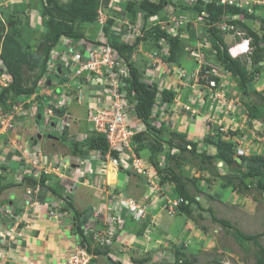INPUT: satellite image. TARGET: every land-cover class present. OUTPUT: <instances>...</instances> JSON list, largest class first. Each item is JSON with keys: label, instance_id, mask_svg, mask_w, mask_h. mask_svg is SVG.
Instances as JSON below:
<instances>
[{"label": "built area", "instance_id": "2783aa9c", "mask_svg": "<svg viewBox=\"0 0 264 264\" xmlns=\"http://www.w3.org/2000/svg\"><path fill=\"white\" fill-rule=\"evenodd\" d=\"M144 0H98L99 8L97 12L96 22L87 25V27H97L96 33L85 34V38L79 42H74L67 37H62L59 44L56 45L50 54L47 61V74L38 83L37 89L33 94V103L31 105L32 113L35 116L38 123L37 116H42L46 125L45 130L47 133L51 132L63 134L66 131H70L76 120V116L71 111V104L67 102L68 96H71L77 103L83 104L84 94L81 91V85H102L101 91L96 95H91L88 98L87 110L85 119L88 124L91 125L90 132H96L104 135L110 146V151H120L119 157L111 158L110 153L108 158L117 167L123 166L128 171L135 172L139 175L147 176L149 182V193L154 192L153 198L149 203H141L133 199H119L112 206L113 216L112 219L101 220L106 216L107 210L101 204L96 207H90L87 209L83 216L86 219V223L83 225V231L86 236L91 235L93 241V247H111L116 240L119 239L118 230L119 224L123 220V213H127L134 217L136 220L140 218L145 219L150 210L154 211L158 204L163 203V210H166L169 215L176 214L177 206L183 202V199L172 201L168 196H164L159 185V179L150 176V154L145 155L144 152L138 153L133 150V143L135 137L145 131V125L137 118L135 107L136 101L134 99L135 93H132L129 80L131 79V70L129 63L121 56L116 47L112 45L116 31L117 38H120L126 44L132 45L137 39L144 37V32L153 26H156V16H151L146 19L143 13L139 14V18L136 22H132L127 12V16H123V20L120 18H113L115 22L120 25L111 26L110 34H106L105 28L108 25V21L112 18L109 13L112 11L127 10L128 4L131 2L140 3ZM151 4H159L160 0H147ZM180 1V0H178ZM183 4L195 7L201 4L205 10L197 15L193 21L195 25H202L203 27L208 25L209 13L206 8L209 5H215L220 7H235L247 12H251L253 9L261 8L264 6V0H181ZM173 11L179 10L178 7L173 6ZM189 14L191 12H188ZM193 15V14H192ZM173 16V17H172ZM194 16V15H193ZM208 19V21H206ZM242 21V15H227L224 14L218 22L210 25L209 27H216L223 32L225 37H229L230 41H227L230 53L233 57L238 58L242 55L243 58H247L253 53L254 47L251 45V38L247 36V32L234 22ZM190 21L189 17H179L177 15H168L166 21L158 22L162 25V29L166 30L169 34L179 35V26L186 25ZM96 25V26H93ZM146 29V30H145ZM119 39V40H120ZM163 42V41H162ZM121 43V41H120ZM165 43V42H163ZM166 45L162 49L156 48L152 51L146 52L148 58L152 60L145 75L151 77L150 84L159 83L162 88L169 85H163L161 79H158L157 70L160 65L161 55L166 54ZM201 47V46H199ZM193 54L198 59V68L195 71H190L189 74L185 70L178 71L179 85L184 86L183 80L189 78L192 84L188 85L192 89L191 100L199 96L202 88L208 89L210 94H215L221 101L219 104V111L216 116L210 117L204 116V123L209 128V124H218L222 127L221 130L226 133L227 122L229 120L234 121L237 115L249 114L245 105L240 98H232L221 95L219 93L220 87L215 79H210L208 85L202 84V76L200 74L201 67L204 62L205 52L198 47ZM139 52H143L142 42L137 46ZM240 53V54H239ZM137 51L132 54V59L137 60ZM208 66V65H207ZM210 70L206 71L207 79L212 74L217 76L216 71H221L222 68H217L209 65ZM61 68V73L58 69ZM172 68L168 72L170 74ZM176 76V73H174ZM50 77H63L62 84L58 85L63 88L62 92L64 96L56 93L58 86L48 85ZM184 77V79H183ZM7 79H10L9 77ZM174 80V78H172ZM142 81L145 82L144 78ZM175 81V80H174ZM181 81V83H180ZM79 82L80 85L76 89L72 86V83ZM7 86L4 83L3 86ZM203 86V87H202ZM225 98V99H224ZM218 102V103H220ZM191 103H185L180 99H175L174 103L169 108H161V117L157 116L159 108L155 107V115L152 117L153 126H162L164 122L170 121L176 113H179L181 109L186 112H193V116L196 112ZM42 108V111H40ZM22 107L13 108L9 116H2L0 120V132L5 133L14 130L16 127L15 114L17 112H24ZM243 116V115H241ZM219 120V121H218ZM53 126V127H52ZM39 128V127H38ZM39 133V129H38ZM77 142L83 143L88 137V132H80L77 134ZM191 149V146H189ZM20 150V149H19ZM85 157L80 161L75 168L72 167L71 158L64 155L52 156L48 154L40 145L31 146L25 153L21 148L20 152L22 162L24 163V169L17 175L16 183L25 184L27 181H34L33 187L26 189V203L25 207L19 210L18 215L13 219L6 218L8 214L14 215L9 208L2 207L0 209V221L11 220L12 229L18 228L22 221L21 216L25 212H34L33 209L38 207L44 200L43 194L47 191L48 187L42 186L40 181L44 176L54 175L60 179L67 178L70 184L67 188L68 196H70L74 190H79L83 186H90L95 190L96 194H100L102 190L99 188L101 184H104L99 175L103 174V170L95 168L88 163H92L89 159V149L85 148ZM125 151H128L130 156H126ZM178 149H173L172 153H178ZM25 153V154H24ZM101 156L100 151H96ZM125 154V156H124ZM246 151H241L240 155H246ZM107 158V159H108ZM104 164L105 162L101 160ZM165 161V159H164ZM3 174L2 168H0V176ZM97 183V184H96ZM73 195V194H72ZM43 200H42V199ZM65 207L66 202L60 200ZM138 202V203H137ZM25 211L22 213V211ZM58 210L61 212L60 205ZM62 213V212H61ZM64 213V211H63ZM65 214V213H64ZM50 217L59 219L58 212L55 207H52ZM27 223V221H26ZM14 233H8L10 238ZM6 237V235L4 236ZM78 241V239H77ZM95 249V248H93ZM97 256L88 252L87 249L81 247L78 242V246L75 248L74 254L68 256L64 260L57 264H92L93 259Z\"/></svg>", "mask_w": 264, "mask_h": 264}, {"label": "trees", "instance_id": "16d2710c", "mask_svg": "<svg viewBox=\"0 0 264 264\" xmlns=\"http://www.w3.org/2000/svg\"><path fill=\"white\" fill-rule=\"evenodd\" d=\"M42 1L43 5L45 6V10H41L45 29V39L42 44L39 45L38 49L34 48L35 51H33L32 49L33 53L30 54L29 51L26 52L22 48V32H20L19 27L16 26L20 23L19 20L9 22L10 26L12 27L11 29L13 33L0 37L4 40V42H6V45H9V43H11L14 47L12 57L11 54L7 51L8 47L5 49L4 47H0L1 64L5 66L6 71L13 78L12 83H10L9 87L4 88L5 90L1 96V102L5 110L11 107V104H8L6 100L9 94H12L16 97L29 96L36 91L38 85L37 84L28 88H24L25 85L23 83V77L25 73L24 71L22 72L19 69L13 68L11 64L12 58H17L18 60H20L19 62L26 66H29L32 70H39V83V81L47 74V61L50 57L51 51L56 45L59 44L61 38L67 37L77 43L85 38L82 27H86V25H90L96 22L97 12L99 8L98 0ZM167 2L179 8V10H177L179 11L178 15H184L181 17H189L190 19V21L186 25L179 26L180 31H189L192 29V27H195L196 25L192 20H194L197 15H200L201 12L205 10V8L201 4L195 7H190L183 4L181 0L178 2H175L173 0H160L159 4H151L149 1L144 0L141 3H129L127 11L129 15L134 14V16L136 17L138 14V10H140L139 12L143 13L146 19H148L153 15L161 14L162 12H164ZM23 5V9L21 8V10L17 11L21 14L25 13L27 15L26 11L28 8L26 4ZM206 11L210 16L208 18V25L205 26L204 29L206 31V35L212 40V44L210 49H206V46H202V51L206 54L208 53L207 55H209V53L214 55V61H216V63L220 65L222 71L226 74H230L237 81L238 90L242 92V96L250 97V85L252 84L255 77L260 74L261 69L259 67L261 65H264V25H262L258 30L254 29L248 21L251 20L252 22H254L257 20V18H255L254 15H251L249 12L235 7H218L215 5H209L206 8ZM188 12L191 13L189 14ZM224 14L242 15V21L240 20L234 23L247 32V36L251 38V45L254 47L253 53L245 59H241V57H233L230 53V48L225 39V36L223 35V32L218 30V28L216 27H209L210 25L215 24L216 22L221 20ZM137 19H135V21L132 19L131 20L132 22H136ZM208 19L206 21H208ZM114 23V20L108 21V25L105 28L106 34H110L111 26ZM160 28L161 25L158 26V28L154 26L152 27V29H145L147 33L146 36L137 39L136 42L132 45L126 44L120 38H114V40H112V45L116 47L118 53L123 56L129 63V68L131 70V79L129 80V83L131 85L130 88L132 93H135L134 99L136 101V116L142 122V124L146 126L145 131L139 133L136 136L137 138L141 137L144 143H140V147H137L135 149V152L140 155V153L144 152L145 150H149L151 155V163H153L155 166L160 162L159 156H165L163 170L158 171L159 185L161 187L163 195L168 196L172 201L180 200V198L183 199V202H181L176 208V214H168L169 216H180L181 214H183L187 217V219H189L190 217H192L193 211L196 207L202 211H208L212 215L213 220L219 223L221 226L226 227L238 242H253L254 246L257 249L256 264H264V246L260 242V239L264 236V231L257 234H247L229 220L220 219L218 216H216L215 211L212 207L205 209L201 200L197 199V195L191 193V191L189 190V184L197 183L196 185H194V187L196 186V188L200 192H202V185H198L199 180L197 181V179L199 178L194 179L189 176L187 177L183 169L186 160V154L191 155L194 160L199 159L200 162L198 163V168L203 171L211 168L213 161L219 164L222 163V166H219L220 168L228 167L230 171H232V174H235L234 176L228 178V184L223 186V188L235 183L234 177H237L238 175V184H240L242 188L249 190L250 187H254L260 192L264 193V155H254L251 157L241 156V163L236 165L237 161L235 158L234 145L232 142L224 139V134L220 132L219 129L217 131V139L211 137L210 135H207V137L202 141H199L201 139L192 141L188 139V130H180L179 126L171 128L169 122L167 121L164 122L160 127L153 126L152 117L153 115H155V107L159 108L157 116H160L161 108H169L174 103L175 99L179 96V93H176L171 86L169 88H162L158 83H144L142 81V78L144 77L145 70L143 72L142 68L143 66L144 68L147 67L151 61L147 59V57H145L143 52H140L142 57L140 60L141 64H139L140 62H137V60H133L131 58L132 54L141 41H148V38H151L154 42L159 43V41L164 40L167 43L168 51L166 52V54L161 55V58L167 65L175 66L172 70L173 72H175L176 67L185 70L184 67H182L183 62L179 61V58L181 57V54H183L182 48L184 47V45H187V42L182 39L181 36H174ZM193 55L194 54L191 52V56ZM191 61L198 64V59L195 56L192 57ZM197 68L198 66L194 68L191 67V69H189V71H187L186 73L189 74L190 71H195ZM210 69L211 68L209 66L202 65L200 72L202 76V84H204L205 86L208 85L210 79H215V81L220 84L219 76H212L211 74L207 79L206 71ZM50 79L52 78L50 77ZM181 87L182 86H179L180 90ZM159 94L161 95V101L160 103H157V97ZM260 96L262 99H264V94ZM191 104L193 103L191 102ZM246 104L244 105L249 111L250 119L261 120L264 123V117L260 115L258 109L254 105L250 106L251 104L247 107ZM194 107L196 106L194 105ZM183 112L186 113V115L190 114L185 110ZM184 113L179 112L175 115L183 116ZM182 119H184V117H182ZM67 135L68 131L64 132L61 137H63V139L65 140ZM166 145L169 147V149L166 148ZM189 146H191V149H189ZM208 146H212L213 148H215V153H210L208 151ZM85 148L93 152L100 151L103 155H106L110 151L109 144L105 136L93 131L88 132V137L83 143H72L71 151L74 156L83 158L85 157ZM172 149H178L179 152L173 155L171 154ZM111 154L115 158H118L119 156L118 151H111ZM245 164L246 169H243L242 166ZM130 175L139 177L137 173H131ZM1 180L2 178L0 177V181ZM32 183L33 185L35 184L34 181H32ZM40 183L42 186H47L48 189L57 194L59 198H61V200L66 202L64 209L71 212V215L76 222V227L74 228V230L79 245L87 249L89 253L94 254L97 257L109 256V250L112 249V246L93 247V241L90 237L91 235L86 236L83 231V225L86 223L83 212L87 208L96 207L98 205L91 206L90 204L86 203V205L83 207L81 205L77 206V201L74 199L75 197L73 198L67 196L68 194L66 192V187L61 184L60 178L54 175L42 177ZM92 195H95L94 191H92ZM164 211L167 212L166 210ZM152 213L157 214L155 211H153ZM152 216V214L148 215L144 219L143 226L138 228L137 230L138 236H148L147 234H149L150 231L148 228H146L145 225L149 221L151 222ZM122 217L126 221L125 228H130V223L135 218L130 216L126 212L123 213ZM153 225L155 224H152V226ZM185 227H187L186 224ZM185 244L183 246L187 247V243ZM175 252L176 254L173 259L176 261V264H191L187 259H184L182 262L180 261L179 256L182 255L180 249L177 248ZM145 253H148V249H145L143 253H140L142 257H137L136 259L134 258L133 262H135V264H148L149 259L147 258L149 257V255H145ZM109 260L113 261L112 259Z\"/></svg>", "mask_w": 264, "mask_h": 264}, {"label": "rangeland", "instance_id": "374dc122", "mask_svg": "<svg viewBox=\"0 0 264 264\" xmlns=\"http://www.w3.org/2000/svg\"><path fill=\"white\" fill-rule=\"evenodd\" d=\"M1 1V0H0ZM9 1V0H7ZM24 0H16V3H22ZM27 1V7L30 9L33 5V8L41 10H45V6L43 5L42 0H26ZM175 2H178V0H173ZM169 4V2H167ZM21 9V8H20ZM166 13L167 16H157V19L155 22H162L165 19H168V15H177L179 17L184 15H178L179 11H173V7L170 5H166ZM9 10H14V8H5L3 13H1L3 20L0 18V37L3 35H8L13 33L12 27L10 26V21H17L19 20V24L16 26L19 27L21 34L23 46L22 48L27 52L29 51L30 54H32L34 48L39 47V45L42 44V42L45 39L44 30L41 32L39 28L35 30L31 27L30 21L28 16L23 13H19L18 11L15 12H7ZM135 17L134 14H130V17L132 20L135 21V19L139 18V12ZM28 12V11H27ZM137 13V12H136ZM251 15H254L255 18H257L256 21L252 22L251 20L248 21L251 26H253L254 29L258 30L263 24L264 20V6L261 8L253 9L251 12H249ZM35 12L32 11V15H34ZM109 16H111L112 20L113 18H120L123 20V16H127V10L122 11H112L109 13ZM173 17V16H172ZM32 18V16H31ZM36 19V17H35ZM37 22H40L41 26L43 25V18L37 19ZM131 20V21H132ZM96 26V25H93ZM156 27V26H155ZM97 27H82L83 33L90 34L97 32ZM199 25L196 27H192L190 32H187L186 36L184 35V40L187 42V45H184L182 48L183 54H181V57L179 58V61H182V67L186 70L185 72L189 71L191 67H197V63H193L191 61V50L192 47H198V46H206V49L211 48L212 40L206 35V31ZM147 34V33H146ZM145 34V36H146ZM115 37L117 38V31L115 34ZM227 41H230L229 37H225ZM152 45V42H146L144 43V51L150 50V44ZM34 45V46H33ZM0 47L7 48V51L11 54L14 52V47L11 43L9 45H6V42H4L3 39L0 38ZM6 51V50H5ZM138 56L137 61L140 62L141 60V53L138 49H136ZM208 54V53H207ZM205 53L204 56V62L203 65H211L217 68H220V65L214 61L215 56L210 54L207 55ZM240 54V53H239ZM208 56V59H207ZM241 59L243 58L242 55L240 56ZM245 59V58H244ZM17 58L11 59V64L14 69H19L20 71H24V77H23V83L26 85H37L38 79H39V70L37 69H31L29 66H26L19 62ZM195 61V60H194ZM141 63V62H140ZM165 67V66H164ZM250 67V66H249ZM29 68V69H27ZM178 68V67H177ZM260 74H258L255 79L253 80L252 84L250 85V97H243L242 92L238 90V83L237 81L230 75L224 73L222 70H217V76H219L220 84L219 87V93L221 95H225L227 97L232 98H240L243 104H246L252 106L254 105L261 116L264 117V99L261 98L260 95L264 94V65H261L259 67ZM30 70V71H29ZM176 72V71H175ZM175 72H170V75L173 76ZM177 80H180L178 77V74L176 73ZM173 78V77H172ZM151 77L148 75H145L146 84L150 83ZM63 77L56 78L53 77V81L55 83L54 86H58L62 84ZM184 86L181 87V90H178L179 96L176 99H182L185 101V103H193L196 107L192 108L196 111L194 112L195 115L193 116V112H189L190 114H187V118H185L186 113H184V109L180 110V113H184L183 117L185 118V121L191 122L192 121V131L193 127H195V124L201 128V120L198 118H203L199 116L198 114L204 113L209 115L210 117L216 116L218 113L220 107L219 104H221V100L215 96V94H210V92L206 88H202L199 96L195 98L193 101L191 100V94L192 89L188 86L192 84L191 80L189 78H185L183 80ZM181 83V81H180ZM79 82L72 83V86L74 89L79 86ZM173 86V85H172ZM179 87V84H178ZM57 92L64 96V93L62 92L63 88L58 86L55 87ZM102 89V85H81V91L84 94L85 101L83 106V110L78 107V104L75 100L72 99L71 96H68L67 102H70L71 106L73 107V111L81 117L82 124L84 127L81 129V127L78 126V128H74V132L80 133L81 131H85L84 129H87L88 131L91 130V125L86 122L85 119V108L87 104V100L91 95L98 94ZM174 89H176L174 87ZM193 96V95H192ZM225 99V98H224ZM91 101L92 99L89 98ZM23 101V100H22ZM220 102V103H218ZM18 107H24L28 108L29 104L24 102L21 103H14ZM13 105V104H12ZM249 113V111H248ZM191 115V116H189ZM243 115V116H241ZM175 117L173 119V126H178L175 122L178 121L177 115H174ZM219 121V120H218ZM182 122V121H181ZM179 128L180 130L187 128L181 124ZM204 126V125H203ZM206 126V129H205ZM203 128L204 134L201 135V137H192L189 136L188 139L195 141L198 139H201L199 141H202L204 138L207 137V135H210L211 137H214L217 139V131H218V124H210V129L207 128V125H205ZM169 127V126H167ZM86 130V131H87ZM226 134L224 136V139L227 141H230L234 145V151H235V158L239 156L241 151H246L247 154L251 157L254 155H264V123L261 120H251L250 114H244V112L240 115H237V118L234 121L229 120L227 122L226 127ZM41 132L45 131V128L42 127ZM231 131V134H230ZM62 134L60 133L59 136ZM138 140V142H137ZM140 143H144L143 139L141 137H136V142L133 143V150H135L137 147H140ZM202 143V142H201ZM203 144V143H202ZM201 144V145H202ZM205 144V143H204ZM208 151L210 153H215V148L212 146H208ZM126 156H130L128 151H125ZM124 154V156H125ZM185 163L183 166V169L185 171V175L194 179L199 180L198 185H202V192H200L196 186V184H189V190L191 193L197 195V199L201 200L203 206L206 208L212 207L215 211L216 216H218L220 219H226L232 222L235 226L239 227L243 232L247 234H257L264 231V193L260 192L254 187H250L249 190H246L242 188V186L239 183L238 175L237 177H234L235 183L232 185H228L223 188V186L228 184V178L231 176H234L232 174V171L228 167L220 168V164L213 161L211 168L203 171L198 168V163L200 162L199 159L194 160L191 155L186 154L185 155ZM161 161V159H159ZM163 163L164 158L162 159L159 164L156 166L152 163V166L150 167V173H153V176H159L158 171L163 170ZM16 167V166H15ZM243 169H246V164L242 166ZM12 168V166H11ZM12 171V170H10ZM11 178V175H9ZM130 180L128 192L125 194L122 198H132L133 200H143L145 203H149L151 199L153 198L154 192L149 193V186L148 182L145 179H141L137 176L129 175ZM12 179V178H11ZM62 185L65 187H68L70 184L68 181L66 182L65 179H62ZM117 183V182H116ZM111 188V187H109ZM107 191L112 190L115 187H112ZM51 190L47 189L45 194L43 196H46L48 194H51ZM66 192H68L66 188ZM74 196H80L81 192L79 190H74L71 192ZM105 197L107 194L103 192ZM42 196V198H43ZM92 192L88 189H84L82 192V200L84 199H91ZM104 197V198H105ZM44 199V198H43ZM87 201V200H86ZM101 201V199H100ZM138 203V202H137ZM59 205L61 209L64 211V213H69V211H66L63 207L62 201H59ZM163 203H160L157 205L155 212L158 214V219L155 221V225L152 226V222L149 220V224L146 223V228L149 229L148 236H138L137 230L138 228L143 226V220L140 218L138 221L133 220L131 222V227H126L125 232L121 236V243H118L117 245L121 247L128 248L130 245L134 248H131L129 252H131L130 257L133 256L135 259L139 257L137 254H140L137 252L136 249H142L144 252L145 249H148V253H145V255H149L147 259H149L148 264H176L175 260L173 259L176 254V249H180L182 252V255L179 256L180 261L182 262L184 259H187L188 262L191 264H256V247L254 246L253 242H238L235 237L229 232V230L226 227L221 226L219 223L215 222L212 218V215L208 211H202L198 209L197 207L193 211L192 217L187 219V217L183 214L180 216H169L167 212H165L163 209ZM56 211H58V207L55 208ZM71 212L69 213V215ZM59 218L62 217L61 212H58ZM58 220V219H57ZM160 222H159V221ZM160 224V225H159ZM185 224L187 227H185ZM159 225L160 229L157 230V226ZM119 232H123L120 228ZM168 232V234H166ZM169 235V236H168ZM135 237V240H138L139 243L136 244H130L128 239H133ZM169 239V240H167ZM261 244L264 246V236L260 239ZM187 243V247H184L183 245ZM127 244V245H126ZM125 245V246H124ZM129 245V246H128ZM142 245H146V248H143ZM177 245V246H176ZM186 245V244H185ZM141 246V248H140ZM119 248V250H120ZM164 251V252H162ZM115 252V250L112 248L109 250V254H112ZM166 253V254H164ZM126 254V253H125ZM129 255V253H127ZM115 258V257H114ZM109 259H112L111 257L101 256L97 259L96 264H114ZM177 260V259H176ZM133 261V258H132ZM165 261V262H164ZM117 264L120 263V260H117ZM93 264V263H92ZM129 264V263H127Z\"/></svg>", "mask_w": 264, "mask_h": 264}, {"label": "crops", "instance_id": "0c3cea01", "mask_svg": "<svg viewBox=\"0 0 264 264\" xmlns=\"http://www.w3.org/2000/svg\"><path fill=\"white\" fill-rule=\"evenodd\" d=\"M27 1L24 0L22 3H16V0H1L0 1V14L3 13L5 8H14V10L5 11L7 12H15L17 10L23 9V4H26ZM28 4V3H27ZM26 4V6H27ZM32 5L31 8L27 9L26 13L29 16L30 25L32 28L37 30L39 28L41 32L44 30V24L41 26L40 22H37L39 18H42V13L39 11V9L33 8ZM32 11L35 12L34 15H32ZM40 14V15H39ZM32 16V18H31ZM36 17V19H35ZM120 25L119 23L115 22L114 25ZM43 32V33H44ZM147 41H144L142 44L143 54L145 55L146 52L151 51L154 49L153 44L149 43L150 50L144 51V43ZM138 56V55H137ZM147 57V55H145ZM151 62L152 60L147 57ZM161 59V58H160ZM138 62V61H137ZM150 62V63H151ZM141 64V63H139ZM150 65V64H149ZM149 65L147 67L142 68V71L146 74V70L148 69ZM3 65L1 64L0 59V67ZM165 66V67H164ZM175 66H169L166 63H164L161 59L159 68L157 70L158 79H161L163 83L166 85H170L171 87H175V92L178 93L179 87L177 77L171 76L168 72L170 71V68H174ZM177 70V69H176ZM30 71V70H29ZM7 72H4V70L0 69V120L3 116H9L12 112L13 108L19 107L15 105L14 103H21L24 102L29 104L28 108H24V112H17L15 114V120H16V127L14 130H11L9 132L2 133L0 132V168L3 170V174L1 175L2 180L0 181V209L2 207L9 208L11 212L14 213V215L8 214L9 219H13L16 214L18 215L19 210L23 207H25L26 203V189L30 186L33 187V183L30 181H27L25 184H18L16 183L17 175H19L24 169V163L22 162L21 155L23 153L20 152L21 148L24 149L25 153L30 149L31 146L40 145L43 148H45L46 152L52 156L56 155H64L71 158L72 167L75 168L76 165L82 161L83 158L76 157L72 154V143L77 142V137H79L77 132H74V128L81 127V129L84 127L82 124V121L80 120V115L76 114L73 111V107H71V111L73 114L79 118L78 121H75L73 124V128L68 131V135L63 139V137L59 136L60 134L51 132L47 133L48 130H45L44 132H41L43 128H46L45 122L43 117L37 116L38 123L36 122L35 116L32 113L31 109L33 106L31 103H33V94L29 96H20L16 97L12 94H9L7 97V103L11 104L10 108H7L5 110L2 102H1V96L4 92V86L2 78V74ZM174 78V80L172 79ZM52 78V85H55ZM50 84V85H51ZM24 88L30 87V85L24 84ZM173 85V86H172ZM169 86V87H170ZM56 93L57 90H55ZM23 100V101H22ZM85 100V97H84ZM13 104V105H12ZM78 107L83 110V106L80 103H77ZM87 109V104L85 106ZM42 111V108H40V111ZM86 113V110H85ZM175 117V116H174ZM172 117V118H174ZM183 116H178V121L175 120L179 128L183 129V126L180 127L181 124H183L189 132V136L192 137H201V135L204 134V126L203 120L201 118H198L201 120L200 123H202L201 128L198 127L195 124V127H193L192 131V121L189 123L185 121V118H187V115L184 119H182ZM182 121V122H181ZM169 125L173 126V119H170ZM204 125V126H203ZM175 126L171 128L178 127ZM39 127V128H38ZM53 127V126H52ZM39 129V133H38ZM181 129V130H182ZM84 132H89L87 129H84ZM87 130V131H86ZM185 130V129H184ZM91 131V130H90ZM83 132V131H81ZM20 149V150H19ZM24 153V154H25ZM89 159L92 163L95 165V168L97 171L99 169L103 170V174L99 175L103 181V186L106 188L107 191L109 187L108 184H110L111 188L115 187L116 189H125V193L128 192L129 187V176L126 175L124 172L120 171L114 166V169L116 171L117 177L116 178H110L109 176V169H110V163L106 161V163H102L100 156L95 153L91 152L89 153ZM106 159V158H105ZM102 158V160H105ZM106 164V165H105ZM12 166V168H11ZM16 166V167H15ZM106 167V170L104 168ZM12 170V171H10ZM107 173V176L104 173ZM11 175V178L9 177ZM67 182V178H63ZM61 184H62V179ZM108 180V183L107 181ZM117 182V183H116ZM97 184V183H96ZM171 185V184H169ZM91 186V185H90ZM86 186L83 187L80 191V196H75L76 205H81L82 207L87 204L93 205H99L102 204L105 209L107 210V214L105 217H103L101 220H107L111 219L113 216L112 206L114 203L117 202V199L114 195H112L115 191V188H113L110 191H107V196L105 195H97L92 196L91 199H83L82 200V192L84 189H88L91 192L93 191L92 187ZM47 187V186H46ZM110 188V189H111ZM48 189V188H47ZM45 194V193H44ZM43 194V195H44ZM123 194V193H122ZM123 194V195H124ZM112 195V196H111ZM105 197V198H104ZM44 200L41 202V204L33 209L34 212H25L21 218L24 220L21 222L18 228L12 229L11 226V220H2L0 221V264H57L60 261L64 260L68 256L74 254L75 248L78 246L77 236L75 235L74 228L76 227V222L73 218V216L69 213H61L62 217L58 220L55 218L50 217V212L52 207L57 208L59 206V201L61 198L53 192L51 194H48L46 196H43ZM102 199L103 201H100ZM87 200V201H86ZM142 201V199L140 200ZM89 205V206H90ZM88 209V208H87ZM87 209L83 212L86 213ZM67 211V210H66ZM57 212H60L59 210ZM155 215V214H153ZM154 220L158 219V215L154 216ZM27 221V223H26ZM159 221V220H158ZM160 222V221H159ZM131 224V223H130ZM160 225V224H159ZM159 225L157 226V230L160 229ZM126 226V224H125ZM122 229H125L124 227ZM125 232V231H124ZM8 233H14L10 238L7 236ZM168 234V232L166 233ZM6 235V237H4ZM169 236V235H168ZM121 240V237H120ZM118 240V242L114 243V246L112 247L115 252L112 254H109L108 257L112 256V260H120L121 264H135V262L132 261L133 256L130 257L131 252L130 249L134 248L131 245L126 247H121L117 245L118 243H121V241ZM130 244H136L139 243L138 240H135V237L133 239H128ZM124 244V243H121ZM127 245V244H126ZM125 246V245H124ZM143 248H146V245H142ZM120 248V250H119ZM148 248V247H147ZM146 248V249H147ZM137 252L143 253L142 249H136ZM126 253V254H125ZM129 253V255H127ZM132 255V254H131ZM139 257H142V255L137 254ZM115 257V258H114ZM99 257H97L98 259ZM97 259L93 261V264H96Z\"/></svg>", "mask_w": 264, "mask_h": 264}, {"label": "clouds", "instance_id": "9594fccd", "mask_svg": "<svg viewBox=\"0 0 264 264\" xmlns=\"http://www.w3.org/2000/svg\"><path fill=\"white\" fill-rule=\"evenodd\" d=\"M141 3V2H140ZM166 5H170V6H172L171 4H166ZM165 8H166V6H165ZM166 10V9H165ZM204 11V10H203ZM41 12V11H40ZM128 12V11H127ZM42 13V12H41ZM139 14H141V12L139 13ZM40 15V14H39ZM157 16L159 15H161V16H167V13H166V11H164V12H162L161 14H156ZM156 15H153V16H156ZM130 16V15H129ZM41 17L43 18V15H41ZM0 18L3 20V22H4V19L2 18V16H1V14H0ZM110 20H112V19H110ZM167 19H165L164 21H166ZM115 21V20H114ZM161 24H158V22H156V28H158V26H160ZM199 25V24H198ZM198 25H196V26H198ZM87 26V25H86ZM195 26V27H196ZM200 27H202L203 29L205 28V27H203L202 25H199ZM154 27V26H153ZM161 27H162V25H161ZM93 28V27H92ZM150 29H152V27L150 28ZM160 29H162V28H160ZM162 30H164V29H162ZM97 31V30H96ZM166 31V30H165ZM167 32V31H166ZM189 33L190 32V30L189 31H187V30H183V31H179V33H181V34H179V35H175V36H181V38L182 39H184L186 36H189V35H187L186 33ZM96 33V32H95ZM145 34H146V31L144 32V37H145ZM186 34V35H185ZM184 35H185V37H184ZM143 38V37H142ZM165 42L164 40H161V41H159V43H156V42H154L151 38H148V41L147 42H152V44H153V46H154V49H156V48H159V49H162L163 47H164V45H166L167 46V43L165 42V43H163V42ZM142 42V44H143V42L144 41H141ZM198 48L200 49V50H202V46L201 47H199L198 46ZM154 49H152V50H154ZM166 49H167V51H168V46L166 47ZM194 49V50H193ZM151 50V51H152ZM196 50V48H194V47H192V50H191V52L193 53V51H195ZM0 59H1V51H0ZM162 59V58H161ZM163 61V60H162ZM3 65V64H2ZM0 69L1 70H4V72H7L6 71V68H5V66L3 65L2 67H0ZM176 69L177 70H175L176 72L175 73H178V71L179 70H181L180 68H177L176 67ZM172 70H173V68H172ZM183 70V69H182ZM2 78H4V80H3V83L2 84H4V83H7V86H5L4 85V87L5 88H7V87H9V85H10V83H12V81H13V78H12V76L7 72V74L6 73H3L2 74V76H1ZM10 78V79H7V78ZM144 80H145V74H144ZM49 81H51V80H49ZM48 81V82H49ZM144 83H146V80H145V82ZM150 84V83H149ZM159 84V83H158ZM162 84H165V83H163L162 82ZM49 85V84H48ZM166 85V84H165ZM3 86V85H2ZM32 85H30V87H31ZM170 86V85H169ZM180 86V85H179ZM178 87V86H177ZM174 88V87H173ZM180 90V89H179ZM190 94L192 95V92H190ZM159 96L161 97V95L159 94ZM180 100L181 101H183L181 98H180ZM85 101V100H84ZM161 101V100H160ZM88 102V101H87ZM183 102H185V101H183ZM158 103V102H157ZM160 103V102H159ZM83 104H84V102H83ZM82 104V105H83ZM246 107V106H245ZM248 111V110H247ZM157 114V113H156ZM199 116H201L202 118H203V123H204V116L205 115H207V114H204V113H201V114H198ZM159 117H161V114H160V116ZM79 120V118H77L76 117V120L75 121H78ZM80 120H81V118H80ZM205 124V123H204ZM206 125V124H205ZM73 128V127H72ZM221 126L218 128L219 129V131L220 132H222L223 134H224V136L225 135H227L226 133H224L222 130H221ZM205 129H206V126H205ZM209 129H210V124H209ZM142 133V132H141ZM230 134H231V131H230ZM135 142V141H134ZM109 148H110V146H109ZM166 148L167 149H169V147L166 145ZM112 151H114V150H112ZM115 151H118V150H115ZM172 151H173V149L171 150V154H173L172 153ZM93 152V151H92ZM110 153V156H111V158H115V157H113L112 156V154H111V151H109L106 155H103L102 153H101V156H100V158H101V160H102V158L103 159H105V160H103L105 163H106V161L107 162H109L110 163V165H113V166H115L117 169H119L120 171H122V172H124L126 175H130L131 173H135V172H132V171H128L127 169H125L122 165L121 166H119V167H117L116 165H114L112 162H111V160L107 157L108 156V154ZM118 153H120V151H118ZM144 154L145 155H148V154H150V152H149V150H145L144 151ZM175 154H177V153H175ZM119 155V154H118ZM174 155V154H173ZM241 156H248L249 157V155L248 154H246V155H240L239 154V156H237V158H236V161L238 160L239 161V163H241ZM119 157V156H118ZM108 158V159H107ZM165 159V156H159V159H161V161H162V159ZM117 159V158H116ZM160 161V162H161ZM164 163H165V161H164ZM163 163V164H164ZM106 165V164H105ZM152 166V163H151V160H150V166H149V169H150V167ZM220 166H222V163H220ZM106 167L107 166H105V168H104V170H106ZM149 173H150V170H149ZM106 176H107V173L105 172L104 173ZM139 175V174H138ZM150 176H152V177H156V178H158V176H153L151 173H150ZM1 177V176H0ZM139 177H141V179H146L147 180V182H148V178L149 177H147V176H143V175H139ZM159 179V178H158ZM107 181V183H108V180H106ZM108 186L109 187H111L110 186V184H108ZM148 186H149V182H148ZM83 187H85V186H83ZM109 187H107V188H109ZM101 190H102V192L100 193V194H96V192H95V190L93 189V191H94V194H95V196H97V195H104L103 194V192H105V193H107V191L105 190L106 188L103 186V184H101L100 185V187H99ZM110 189V188H109ZM82 190V187L80 188V191ZM125 193L124 191H123V189H120V188H118V189H116L115 188V191H114V193L112 194V195H114L115 196V198L119 201V199H123L122 197L125 195H123V194ZM111 195V196H112ZM68 196V195H67ZM69 197H75L74 195H70ZM107 197H109V196H107ZM126 199V198H125ZM127 199H130V198H127ZM132 199V198H131ZM101 201H103L102 199H101ZM138 202H141V203H145V202H143V200L142 201H139V200H137ZM99 205H101V204H99ZM98 205V206H99ZM155 211V210H154ZM61 212H63V210L61 211ZM152 212H153V210H152ZM151 212V210H150V214L149 215H153V213ZM156 215H158V214H155V215H153L152 217H151V222H152V224H155V221H154V216H156ZM112 219V218H111ZM123 221L122 222H120V224H119V230H120V228H121V230L123 231V232H119V230H118V236H119V239L118 240H120V237L122 236V234L124 233V231H125V229H122L123 227L125 228V224H126V221H125V219L123 218L122 219ZM134 220H136V219H134ZM138 221V220H137ZM132 222V221H131ZM142 222H144V220L142 221ZM118 240H116L114 243H116V242H118ZM114 246V244L112 245V247ZM96 259H97V257H96ZM96 259H93V261H95ZM93 261H92V263H93ZM112 263H114V260L113 261H111ZM117 261H115V263H116ZM119 264H121V262L119 263Z\"/></svg>", "mask_w": 264, "mask_h": 264}, {"label": "bare ground", "instance_id": "6f19581e", "mask_svg": "<svg viewBox=\"0 0 264 264\" xmlns=\"http://www.w3.org/2000/svg\"><path fill=\"white\" fill-rule=\"evenodd\" d=\"M109 176H110V178H116L117 177V174H116V171H115L113 165H110Z\"/></svg>", "mask_w": 264, "mask_h": 264}, {"label": "water", "instance_id": "95a60500", "mask_svg": "<svg viewBox=\"0 0 264 264\" xmlns=\"http://www.w3.org/2000/svg\"><path fill=\"white\" fill-rule=\"evenodd\" d=\"M58 72L61 73V68L58 69ZM48 84L50 85V84H51V81H49ZM160 100H161V97L158 95V97H157V102L159 103ZM238 164H239V161L237 160L236 165H238Z\"/></svg>", "mask_w": 264, "mask_h": 264}]
</instances>
